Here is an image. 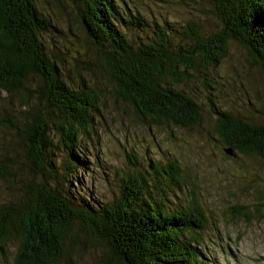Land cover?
<instances>
[{
  "label": "trees",
  "instance_id": "obj_1",
  "mask_svg": "<svg viewBox=\"0 0 264 264\" xmlns=\"http://www.w3.org/2000/svg\"><path fill=\"white\" fill-rule=\"evenodd\" d=\"M207 1L214 11L208 30L194 19L179 29L150 24L128 0H55L80 24L64 37L38 0H0V92L12 108L1 111L0 123L22 146V154L5 155L0 179L26 172L18 199L0 205V256L16 244L15 264H74L75 249L93 244L104 249L96 264H206L202 208H166L188 181L177 161L152 164L155 181L126 173L109 203L76 196L72 185L80 182L70 175L87 168L80 137L94 128L106 98L123 101L145 123L190 128L202 114L185 85L200 78L215 89L213 72L232 46L264 72V0ZM81 38L84 54L71 47ZM215 115L223 145L264 160V122L226 108Z\"/></svg>",
  "mask_w": 264,
  "mask_h": 264
},
{
  "label": "rangeland",
  "instance_id": "obj_2",
  "mask_svg": "<svg viewBox=\"0 0 264 264\" xmlns=\"http://www.w3.org/2000/svg\"><path fill=\"white\" fill-rule=\"evenodd\" d=\"M38 3L62 32L61 36L77 34L80 24L66 10L62 11L55 0H38ZM127 3L150 24L167 21L179 29L194 19L207 30L214 25V11L207 0H128ZM148 31L151 33L152 29ZM75 36L80 39V34ZM83 42L81 38L79 45L71 47L84 54ZM245 54L236 46L230 48L229 59L213 72L215 89L209 90L200 78L185 85L201 109L202 120L197 126L148 124L115 96L106 98L94 128L88 130L89 135L80 137L88 169L70 175L80 182L72 185L73 193L91 197L93 202L98 199L109 203L114 190H118V180L126 173L136 170L155 181L152 164L177 161L188 181L181 192L171 193L166 208L193 205L202 208L208 221L204 239L206 264H264V160L235 151L229 154L230 148L223 145L215 132L217 109L226 108L244 120L264 122V72L251 68L245 62ZM256 92L261 95L259 101L255 100ZM10 103L5 93L0 92V113L12 110ZM12 137L0 123V164L5 155L22 154L20 139ZM18 169L15 164L14 172L18 173ZM23 176L26 172L13 179H0V205L8 199H18L19 180ZM16 251L17 245L11 244L6 256H0V264H15ZM103 255L104 249L88 244L75 249L72 262L96 264Z\"/></svg>",
  "mask_w": 264,
  "mask_h": 264
},
{
  "label": "water",
  "instance_id": "obj_3",
  "mask_svg": "<svg viewBox=\"0 0 264 264\" xmlns=\"http://www.w3.org/2000/svg\"><path fill=\"white\" fill-rule=\"evenodd\" d=\"M230 151V150H229ZM232 151L229 152V154H231Z\"/></svg>",
  "mask_w": 264,
  "mask_h": 264
}]
</instances>
